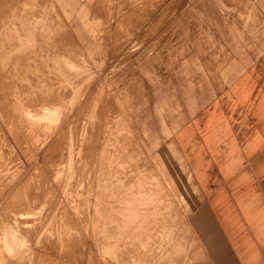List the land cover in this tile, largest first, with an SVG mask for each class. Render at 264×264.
Instances as JSON below:
<instances>
[{"label":"rangeland","instance_id":"1","mask_svg":"<svg viewBox=\"0 0 264 264\" xmlns=\"http://www.w3.org/2000/svg\"><path fill=\"white\" fill-rule=\"evenodd\" d=\"M245 70L264 0H0V264H209L171 141Z\"/></svg>","mask_w":264,"mask_h":264},{"label":"crops","instance_id":"2","mask_svg":"<svg viewBox=\"0 0 264 264\" xmlns=\"http://www.w3.org/2000/svg\"><path fill=\"white\" fill-rule=\"evenodd\" d=\"M237 77L171 141L199 186L193 224L209 264H264V86L255 71Z\"/></svg>","mask_w":264,"mask_h":264},{"label":"bare ground","instance_id":"3","mask_svg":"<svg viewBox=\"0 0 264 264\" xmlns=\"http://www.w3.org/2000/svg\"><path fill=\"white\" fill-rule=\"evenodd\" d=\"M46 3V2H45ZM4 8V7H3ZM6 10V9H5ZM92 16V15H91ZM28 17V16H27ZM12 19V18H11ZM26 19V18H25ZM10 20V19H9ZM5 42V41H4ZM6 44V43H5ZM12 49V48H11ZM13 108V107H12ZM27 203V202H26ZM132 213V212H131ZM134 213V212H133ZM135 214V213H134ZM25 219V218H24ZM137 220V219H136ZM135 220V221H136ZM130 226V225H129ZM123 227V226H122ZM133 227V226H132ZM132 230V229H131ZM128 249H130V248H128ZM133 250V249H132ZM129 251V250H128ZM135 252V251H134ZM122 256V255H121ZM125 257V256H124ZM122 259V258H121ZM120 260V259H119Z\"/></svg>","mask_w":264,"mask_h":264}]
</instances>
